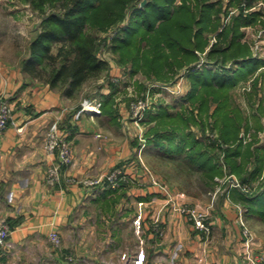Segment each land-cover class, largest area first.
I'll list each match as a JSON object with an SVG mask.
<instances>
[{
  "label": "crops",
  "instance_id": "obj_1",
  "mask_svg": "<svg viewBox=\"0 0 264 264\" xmlns=\"http://www.w3.org/2000/svg\"><path fill=\"white\" fill-rule=\"evenodd\" d=\"M28 56L0 64V95L10 99L16 119V124L0 132V220L5 219L12 226L9 239L0 247V264H43V259L48 258L53 261L51 264H65L49 239L54 229L62 234L65 247L78 257H93L90 253L95 243L103 241L111 264H135L141 251L146 254L144 264H253L250 256L263 253L262 209L258 208V201L245 196L231 182L219 191L215 186L198 191L176 182L169 185L179 201L210 211V231L197 228L186 215L167 204L165 194H159L156 187L126 183L117 192L107 188L95 194L93 187L82 184L83 177L98 176L119 164L126 165L139 181L150 178L145 160L139 155L141 143L134 134L135 123L126 120L127 102L118 99L111 85L108 88L103 75L99 94L89 99L103 101L111 95L107 108H83L87 97L82 92H62L26 70ZM55 121L69 132L74 163L65 170L60 184L51 185L45 179L46 171L56 156L46 148V135ZM262 142L256 141L254 146L264 148ZM143 152L147 157V151ZM254 167L255 162H250L249 169ZM69 177L75 180L70 181ZM248 177L251 184H258L264 171L255 178ZM153 197H158L154 202L157 210L165 209L162 234L152 229L146 219L140 238L131 232L125 235L114 231L106 237L96 234L94 228L99 226V219L107 217L106 213L125 226L128 222L133 225L136 215L146 217ZM245 226L253 236L250 251ZM130 241L131 245L137 243L136 250L119 248L118 243ZM124 253L128 255L126 259L122 257Z\"/></svg>",
  "mask_w": 264,
  "mask_h": 264
},
{
  "label": "trees",
  "instance_id": "obj_2",
  "mask_svg": "<svg viewBox=\"0 0 264 264\" xmlns=\"http://www.w3.org/2000/svg\"><path fill=\"white\" fill-rule=\"evenodd\" d=\"M24 1L42 15L41 27L29 42L26 70L44 78L53 88L74 95L89 82L98 83L103 75L110 79V64L99 55L103 46L111 47L121 64L130 63L133 72L147 70L162 81L169 77L167 69L190 65L187 75L192 88L188 96L192 102H197L199 113L185 119L181 112L179 118L184 123L175 121L177 125L171 130L159 126L162 122L174 121L175 117L159 119V126L151 129L153 135L148 133V140H153V146L168 154H175L172 153L175 150L186 151L187 159L200 166L213 181L226 172L219 150H223L227 172L241 183L251 184L248 176L255 178L264 171V148L254 146V139L245 143L241 135L242 130L252 129L249 117L230 101L231 89L264 65L263 59L252 54L250 43L243 40V27H264V9H251L260 0H227V3L225 0H147L143 6V0ZM236 7L239 11L231 13ZM223 13H231L227 22L223 20ZM113 28L117 29L116 33L110 40L108 37L103 40L99 33ZM215 33L217 41L210 46L211 35ZM206 49L207 56L217 63L222 62L226 67L228 61H232L238 63V67L231 66L233 72L209 75L211 69L196 67L200 61L198 51ZM101 87L98 83L95 90L100 91ZM94 97L93 93H87V98ZM111 97L103 99L104 108ZM198 117L202 122L214 118L213 126L220 137L209 143L212 149L204 146L192 131L187 133L191 123L199 122ZM259 120L258 131L262 129ZM178 136L180 142L175 144ZM250 162H255L253 169H249ZM261 184L257 191L244 193L258 201L264 216V181ZM108 190L118 191L110 187Z\"/></svg>",
  "mask_w": 264,
  "mask_h": 264
},
{
  "label": "rangeland",
  "instance_id": "obj_3",
  "mask_svg": "<svg viewBox=\"0 0 264 264\" xmlns=\"http://www.w3.org/2000/svg\"><path fill=\"white\" fill-rule=\"evenodd\" d=\"M142 2L141 5L143 6L147 2V0H145L144 4H142ZM225 2L227 3V0H225ZM251 9H264V0L258 1ZM235 11H239L238 7L232 9L231 13ZM245 11L248 10L245 9ZM230 15H225L224 13L222 14L224 22L228 21ZM41 21L42 15L30 3L24 0H0V64L4 61L18 62L23 57L29 54V42L38 33V30L41 27ZM116 31L117 29L113 28L106 32H100L99 34L104 40L107 37L109 39V37L115 34ZM243 31V40L250 43L252 54L257 58L264 60V27H260V25L246 26L243 27ZM210 39L211 46L214 41H217V33L212 34ZM210 46H208V48ZM207 49L204 51H198L200 55V61L198 62L196 67L201 69H211V73H209V75H213V73L215 72H233V69L235 67H238V63L235 64L232 61H228L226 67L222 64V62L217 63L216 60L207 56ZM112 51L113 50L111 47L103 46L99 52L100 57L106 59L109 62L110 69L116 68L114 70V73H112L110 79L107 75H105L106 79H103L104 81H106L108 88H110V85L112 88H114L112 91L115 92V95L119 97L118 99L120 101L125 100L127 102L128 115L126 117V120L129 122L133 121L135 123L136 131L134 134H137L136 137L140 138L139 142L141 143V150L139 151V155H141L145 160V165L148 167L151 174L154 175V177L166 187H169L171 183L176 182L180 185H186V187L192 186V188L198 191H201L203 189L206 190L207 187L210 188L212 186L217 187L219 191V189L221 190V188H223L226 183H230L233 181L232 179H236L237 177L234 174H229L227 172L228 169L226 164L224 163L223 150H219V157L220 160H222L221 163L224 165V170L226 172L224 173V175H217L218 178H215V181H213L203 173V169H201L200 166L194 163L192 164V162L187 159L189 156L186 154V151L175 150L172 152L175 154H168L166 152H162V148L153 146V140H148V133L150 135H153L151 133V129L152 127L159 126V119L170 120L172 119V117H175L174 121L172 120L162 122L159 126L162 129L171 130L173 126L177 125V122H180L181 124L184 123V120L179 118L181 112H184L185 115L183 116L185 117V119L189 116L191 117L193 113H199V110H197V102H192L188 96V93L192 88L191 78L189 77V75H187V68H189L190 65L182 68H177L176 66H174V70L167 69L169 77L162 81L158 79L155 73H147V70L133 72L132 65L130 63L127 65L121 64L118 61V55ZM233 65L234 68L231 69L230 67ZM115 77H118L119 80L115 79ZM112 82L115 84V86H113ZM98 83H101L100 80H98ZM98 83L95 81H91L86 84L80 91L82 92V96L87 97V93H93L95 96H97L99 94V91H95V89ZM148 87H150L151 94L149 102L150 108L149 110H145L142 117H140L142 113L138 114L137 111H133L130 103L133 98L142 96L147 91ZM230 97L232 105L241 108V110L243 111V115L249 117V123H251L253 127L249 131L242 130L241 135L243 136L244 142L247 143L251 139H254L256 141L263 140L262 146L264 147V65L258 67L253 73L249 75L248 78L239 81L238 84L231 89ZM139 109H141V107ZM159 112H161L162 114L160 115ZM155 115H160L161 117L153 118V116ZM258 118L260 119L259 122L262 125V129L259 131L257 130ZM197 119L199 122L191 123L187 128V133L192 131L195 137L203 141L204 146L207 145V147H210V149H212V147L209 146V143H212V141H216V139L220 137L219 131L215 126H213L214 118H210L208 120L209 122L204 118V122L200 120V117H198ZM180 136L175 138V144L180 142ZM141 137L144 139L146 138V140H142ZM189 139L193 141L192 137ZM143 143L145 145H143ZM145 150L148 153L147 157L143 152ZM237 180L239 181V183H241L238 178ZM257 180H260V182L258 181V184L255 183V185L247 182L241 183V185L234 187L240 189L242 188L243 192H254L261 188V186L263 185L261 183L262 181H264V177L258 178ZM140 181L141 183L135 181L130 182V184L131 186L134 185L136 187L153 186L160 190L159 185L153 184L150 178H148V180L141 179ZM123 187V185L119 187L118 191ZM163 193V191H159V194ZM158 197H153L152 200H150V204L147 210L148 215L146 217H144L143 215H136L135 217H133V225L131 222H128L127 226L121 225L120 221L118 224V221H115L117 219L115 216L106 213L107 217L104 218L103 221L99 219V226L94 228V230H96V234L106 237L110 236L108 234H113L114 231H116L117 233H125V235L131 232L132 234H135L138 238H140L144 232L143 222L145 219L152 227V229L155 228L156 225L159 226L158 223H160V225L162 226V214L165 209L162 208L157 210L155 201ZM165 197L167 200V204L171 203V205L173 206L170 198L167 195H165ZM175 199L179 203H184L183 200L179 201L176 195ZM200 210L207 209L200 208ZM162 228L163 227H161V230L163 232L164 229ZM52 231H57L61 236V243L58 246L51 241L50 235L49 239L52 246H54L55 249L59 250V255L63 260H65V264H111L113 262L111 261V255L107 252V247H105L106 245L105 243H103V241L99 240V242L95 243L96 247L91 251L92 253H90V255L92 254L93 257H78L74 254V252L69 251L65 247L62 239V234L59 232V230L54 229ZM76 231L78 235L79 229H77ZM131 241L129 243H118V245H121V247L119 246V248L123 251H133V249L136 250L137 243L134 242L135 244L131 245ZM129 245H131L132 247H130ZM100 250H102V252ZM96 255L98 256L97 259L94 257ZM127 256V253H124L122 255L123 259H126ZM10 259L12 258L10 257ZM51 262L53 261H51L49 258L43 259L42 261L43 264H51Z\"/></svg>",
  "mask_w": 264,
  "mask_h": 264
},
{
  "label": "built area",
  "instance_id": "obj_4",
  "mask_svg": "<svg viewBox=\"0 0 264 264\" xmlns=\"http://www.w3.org/2000/svg\"><path fill=\"white\" fill-rule=\"evenodd\" d=\"M201 64V63H200ZM113 78V76H112ZM118 79V77H115ZM162 85V84H160ZM150 87L147 88V91L140 97L133 98L130 103V106L133 111H137L138 114L142 113L140 117H142L145 110H149V102H150ZM93 104L96 106L95 111H100V107L102 106V101L95 99L86 98L84 100L83 108L87 107V105ZM141 107V109H139ZM13 107L10 99L5 95H0V132L4 131L11 124H16V119L13 114ZM142 140H146V138H142ZM143 145H145L143 143ZM46 148L51 154L56 156V160L52 163L46 171V181L51 185L60 184L64 179V172L67 168H69L74 163V154H73V145L72 141L69 137V132L60 127L58 121L52 124L50 129L46 135ZM148 173L150 175V179L153 184L159 185L161 191L167 195L176 210L185 214L189 220L193 221L195 226L199 229L210 231L211 225L209 223L210 211L209 210H200L197 206H194L190 203L184 202L179 203L175 199V195L173 191L169 188L161 184L154 175L151 174L148 167L145 165ZM232 178V177H231ZM70 181L75 180L74 178L69 177ZM232 186L241 185L239 181L236 179H232ZM141 181L137 180L136 177L132 175V173L128 170L126 165L119 164L116 167L110 169L109 171L100 174L98 176H86L81 179V183L87 187H93V192L95 194L103 191L105 188L118 189L122 185L130 182ZM155 229L158 233L162 234L161 225L158 223ZM11 226L7 220H0V247L4 246L7 242L9 236L11 235ZM244 233L247 236L246 238V246L248 251H250L251 244L253 242V236L249 227L245 226ZM50 239L55 245H59L61 243V236L57 231H52L50 233ZM249 253V252H248ZM125 256V255H124ZM146 255L143 251L139 252L135 258V264H144V260ZM251 258L253 264H264V247L263 253L258 256Z\"/></svg>",
  "mask_w": 264,
  "mask_h": 264
},
{
  "label": "bare ground",
  "instance_id": "obj_5",
  "mask_svg": "<svg viewBox=\"0 0 264 264\" xmlns=\"http://www.w3.org/2000/svg\"><path fill=\"white\" fill-rule=\"evenodd\" d=\"M87 107L90 110H95L96 109V106L95 105H91V104H89Z\"/></svg>",
  "mask_w": 264,
  "mask_h": 264
},
{
  "label": "water",
  "instance_id": "obj_6",
  "mask_svg": "<svg viewBox=\"0 0 264 264\" xmlns=\"http://www.w3.org/2000/svg\"><path fill=\"white\" fill-rule=\"evenodd\" d=\"M145 3V0L142 2V4H144Z\"/></svg>",
  "mask_w": 264,
  "mask_h": 264
}]
</instances>
